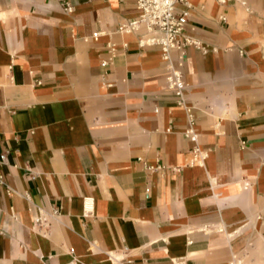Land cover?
Returning a JSON list of instances; mask_svg holds the SVG:
<instances>
[{
	"label": "crops",
	"instance_id": "crops-1",
	"mask_svg": "<svg viewBox=\"0 0 264 264\" xmlns=\"http://www.w3.org/2000/svg\"><path fill=\"white\" fill-rule=\"evenodd\" d=\"M178 9L203 165L135 0H0V264H264V0Z\"/></svg>",
	"mask_w": 264,
	"mask_h": 264
},
{
	"label": "built area",
	"instance_id": "built-area-1",
	"mask_svg": "<svg viewBox=\"0 0 264 264\" xmlns=\"http://www.w3.org/2000/svg\"><path fill=\"white\" fill-rule=\"evenodd\" d=\"M223 2L224 0H219ZM137 16L120 23L115 32L121 34H137L139 36V46H157L161 52L162 60L166 64L167 75L165 77L168 89L176 97V102L181 106L185 113L186 127L182 135L193 143L186 165H203L208 156V150L202 148L199 144V134L195 128V119L192 107L186 103L185 89L186 83L183 79L182 68L186 59V50L194 47L202 52L207 49L201 41L185 32L187 22V10H179L178 6L189 7V0H135ZM64 9L68 12L72 10L69 5ZM101 32H94L88 40H97ZM109 57L101 61L102 66H108L112 63L115 53V45L107 44ZM174 53V55H173ZM157 112V109L154 110ZM169 131V128L166 130ZM6 153L0 155L4 160ZM157 168H160L157 166ZM180 167L175 168L179 170ZM0 184H4L3 174L0 172ZM36 222L41 219L37 218ZM114 264H135L132 258L124 253L121 258H115L110 253L107 254Z\"/></svg>",
	"mask_w": 264,
	"mask_h": 264
}]
</instances>
